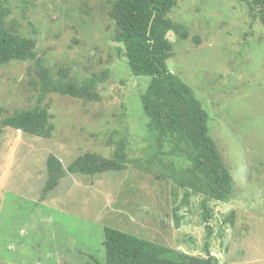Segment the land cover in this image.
I'll return each instance as SVG.
<instances>
[{
    "label": "rangeland",
    "instance_id": "374dc122",
    "mask_svg": "<svg viewBox=\"0 0 264 264\" xmlns=\"http://www.w3.org/2000/svg\"><path fill=\"white\" fill-rule=\"evenodd\" d=\"M7 28L34 40L54 80H95L94 97L49 92L32 61L0 65V264H106L111 227L219 264H264V13L251 0H175L168 68L208 113L209 136L232 176L226 202L209 198L193 151L161 135L144 113L150 77L131 71L114 42L116 0H0ZM48 108L55 130L39 137L1 122ZM127 168L65 173L43 199L47 160L64 169L94 153ZM207 207V209H206ZM212 234L208 239L206 216Z\"/></svg>",
    "mask_w": 264,
    "mask_h": 264
},
{
    "label": "trees",
    "instance_id": "16d2710c",
    "mask_svg": "<svg viewBox=\"0 0 264 264\" xmlns=\"http://www.w3.org/2000/svg\"><path fill=\"white\" fill-rule=\"evenodd\" d=\"M264 13V0H251ZM175 0H116L110 15L116 22L114 42L124 48L131 71L138 77H150L142 95L144 113L154 130L161 135H181L193 151L192 161L205 179L209 198L226 202L232 195V176L224 166L214 141L209 136L208 113L191 94L189 86L168 68L172 45L167 37L177 26L165 19L175 8ZM9 11L0 1V65L12 61H32L41 77L40 101L47 93L57 92L74 98L94 97L95 80L81 84L72 80H54L35 51L34 40L18 35L16 23L7 28ZM48 108L16 112L4 119L3 127H11L35 136L51 138L55 127ZM126 147H117L115 159L89 153L78 157L67 169L60 160H47L48 180L43 199L54 191L65 173L96 175L127 168ZM207 209V207H206ZM206 216L208 239L212 234ZM106 264H219L216 257H194L156 244L121 230L104 228ZM99 264V263H98Z\"/></svg>",
    "mask_w": 264,
    "mask_h": 264
}]
</instances>
